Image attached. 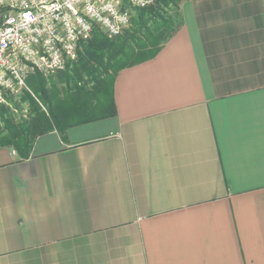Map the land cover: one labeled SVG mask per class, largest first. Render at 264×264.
<instances>
[{"label": "crops", "instance_id": "obj_1", "mask_svg": "<svg viewBox=\"0 0 264 264\" xmlns=\"http://www.w3.org/2000/svg\"><path fill=\"white\" fill-rule=\"evenodd\" d=\"M114 114L0 148V264H264V0H182Z\"/></svg>", "mask_w": 264, "mask_h": 264}, {"label": "trees", "instance_id": "obj_2", "mask_svg": "<svg viewBox=\"0 0 264 264\" xmlns=\"http://www.w3.org/2000/svg\"><path fill=\"white\" fill-rule=\"evenodd\" d=\"M181 1L156 0L154 5L135 9L131 30H125L115 40L94 31L91 39L82 44L77 59L91 77L90 87L81 86L75 80L70 70L72 63L48 79L39 72L30 75L26 79L30 92H26L23 99L28 100L32 114L26 120L14 121L17 104L0 106V148L10 147L25 159L40 135L53 130L63 133L68 127L113 115L112 87L116 73L157 54L180 24ZM169 3L177 9L173 18L162 15L163 6ZM58 83H64V87H59Z\"/></svg>", "mask_w": 264, "mask_h": 264}, {"label": "built area", "instance_id": "obj_3", "mask_svg": "<svg viewBox=\"0 0 264 264\" xmlns=\"http://www.w3.org/2000/svg\"><path fill=\"white\" fill-rule=\"evenodd\" d=\"M153 0H0V106L29 73L63 72L94 31L108 38Z\"/></svg>", "mask_w": 264, "mask_h": 264}, {"label": "rangeland", "instance_id": "obj_4", "mask_svg": "<svg viewBox=\"0 0 264 264\" xmlns=\"http://www.w3.org/2000/svg\"><path fill=\"white\" fill-rule=\"evenodd\" d=\"M156 0H153L152 4L151 5H154ZM177 9L175 8V6L172 4V3H169L168 6H163V10H162V15L164 16H170V17H174L175 13H176ZM164 12V13H163ZM135 15V9H133L132 11V18L134 17ZM131 18V20H132ZM131 20H130V23L129 25L123 30V32L121 34H119L118 36H121L124 34V31L126 30H131ZM178 21L177 17H176V22ZM151 24V23H149ZM118 36H115V37H112V38H108L106 37L108 40H115ZM82 50V49H81ZM70 70L72 71V73L74 74L75 76V80L79 83V85L81 86H85V87H90L91 84H92V81H91V77L85 72L83 71V69L79 66V62L78 60H76L75 62H73L71 65H70ZM35 73H38V72H34V73H29L26 77V79L30 76V75H33ZM40 73V72H39ZM57 73H52V74H47V75H44V74H41L43 75L45 78H49L50 76H55ZM97 72H94V75H96ZM54 79L56 80V78L54 77ZM27 84V82H26ZM59 87H64V83H58ZM73 84L72 81L69 82V85L71 86ZM26 92H30L29 91V88L27 87L26 90H23L22 92L16 94V95H9L7 96V101H6V104L4 106H10L12 107L13 103H16L17 104V107H16V110H15V119L14 121H18L19 119L21 120H26L30 117V115L32 114L31 112V109H30V106H29V102L28 100H25L23 99L24 95ZM0 126H2V123L0 122Z\"/></svg>", "mask_w": 264, "mask_h": 264}]
</instances>
